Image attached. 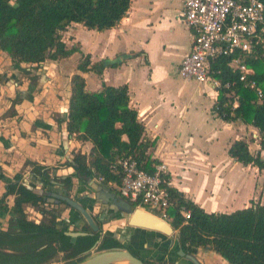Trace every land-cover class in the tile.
I'll return each mask as SVG.
<instances>
[{
    "label": "crops",
    "instance_id": "crops-1",
    "mask_svg": "<svg viewBox=\"0 0 264 264\" xmlns=\"http://www.w3.org/2000/svg\"><path fill=\"white\" fill-rule=\"evenodd\" d=\"M181 13V0H130L126 15L109 30L96 32L78 24L67 26L78 52L66 59L19 64L14 69L0 51V75H4L0 80V168L4 176L11 178L18 172L30 182L24 166L29 161L56 168L54 176L62 177L71 174L72 169L57 165L69 163L74 153L88 155L90 144L78 142L66 132L69 79L78 74L88 92L99 91L102 86L126 87L128 106L136 112L144 130L142 142L149 145L145 155L155 165L165 166L168 187L185 200L205 213L228 214L247 207L249 202L264 205V172L243 166L227 155L234 141L243 140L248 152H258L264 162L257 130L239 121L225 122L213 112L219 91L211 82L198 84L177 76L191 41V31L181 21ZM62 42L71 47L68 41ZM75 54L78 58L70 62ZM84 56L89 57L90 65L103 61L116 66L105 67L100 75L81 73L75 66ZM14 93L16 102H12ZM97 186L120 198L113 184ZM72 188L73 198L69 197L88 212L94 208L102 211L97 222L104 235L116 239L135 257L149 264H190L176 256L175 231L171 237H163L128 228L124 215L111 211L108 204L92 203L93 192L85 183L73 179L69 190ZM3 192L0 181V196ZM24 212L36 221L41 218L37 208L25 206ZM71 213L62 210L56 222L65 220L74 225ZM90 215L94 217L95 212ZM7 218L1 216L0 222ZM190 256L199 264H227L202 248Z\"/></svg>",
    "mask_w": 264,
    "mask_h": 264
},
{
    "label": "trees",
    "instance_id": "trees-1",
    "mask_svg": "<svg viewBox=\"0 0 264 264\" xmlns=\"http://www.w3.org/2000/svg\"><path fill=\"white\" fill-rule=\"evenodd\" d=\"M130 0H0V51L14 64L38 65L45 60L57 61L78 52L76 46L67 47L60 33L70 24L86 30L102 32L113 28L126 15ZM129 55H123L127 58ZM252 72V79L261 92L256 100L253 90L237 83V71L227 67L228 58L210 64L211 76L220 83L229 82L230 90H219L213 109L225 122L239 121L255 128L259 135V148L264 151V52L256 46L240 57ZM100 61L89 64V57H81L75 69L100 75L105 67H115ZM66 131L81 143H89L88 155L75 154L73 170L84 183L91 177H100L103 185L118 186L119 175L114 173L117 159L128 158L143 171H152L155 162L145 155L149 147L142 142L143 127L136 112L128 106L125 86H102L99 91L88 92L78 74L69 79ZM232 92V97L226 96ZM233 101L236 106L232 107ZM227 155L243 166L264 172V162L257 152L251 155L243 140L234 141ZM28 174L37 180L47 179L48 169L26 161ZM21 174L15 178L21 179ZM165 178V177H164ZM55 179V178H54ZM166 180V178H165ZM65 184L69 179L63 180ZM45 188L42 187V191ZM170 206L165 217L176 232L179 247L190 254L197 248L206 249L227 264H264V205L251 203L228 214L205 213L194 203L185 200L171 187H166ZM14 196L9 221L10 230L0 231V264H50L61 256L62 264H76L83 260L96 235L77 237L74 242L55 228L60 209L45 205L42 195L17 183L5 185L3 197ZM131 209L136 204H129ZM37 208L45 221L33 223L26 219L24 207ZM47 207L48 209H43ZM188 213L185 220L179 211ZM56 222V223H55ZM64 225V223L61 221ZM60 224V223H59ZM122 248L114 238L105 235L96 250ZM144 262V261H143Z\"/></svg>",
    "mask_w": 264,
    "mask_h": 264
},
{
    "label": "built area",
    "instance_id": "built-area-1",
    "mask_svg": "<svg viewBox=\"0 0 264 264\" xmlns=\"http://www.w3.org/2000/svg\"><path fill=\"white\" fill-rule=\"evenodd\" d=\"M181 5V21L191 31V41L188 52L180 60L177 76L198 84L211 82L216 91L230 90L231 83H220L210 71V64L215 60L228 58L226 65L237 71V83L253 90L259 101L261 92L248 78L252 72L240 57L256 46H261L264 52V0H181ZM232 94L226 96L232 97ZM235 104L233 101L232 107ZM114 166V173L120 179L118 196L167 222L165 211L170 202L165 189L168 187L165 166L153 165L152 171L146 172L128 158L117 159ZM97 181L102 179L97 177ZM179 213L183 219L188 218L186 211Z\"/></svg>",
    "mask_w": 264,
    "mask_h": 264
},
{
    "label": "water",
    "instance_id": "water-1",
    "mask_svg": "<svg viewBox=\"0 0 264 264\" xmlns=\"http://www.w3.org/2000/svg\"><path fill=\"white\" fill-rule=\"evenodd\" d=\"M85 184L87 188L93 192L92 197L96 202L100 204H108L111 211H117L120 215H124L126 217V227L155 232L163 237L172 236L173 229L167 222L142 209H131L127 202L121 198L115 197L113 194H110L105 190H102L92 181L87 180ZM45 202L50 205H55L60 202L64 203L70 210L75 211L77 216L81 217L91 231H96V225L94 224L88 211L75 200L51 193ZM63 222L71 225L68 221L64 220ZM72 226L75 227L74 225ZM65 235L70 238L71 243L74 242L75 237L85 236V234L73 232L65 233ZM176 243H178V241ZM95 248L96 245L84 254L82 261L76 264H143L142 261L132 255L125 246L122 248L115 247L107 250H96ZM176 256L184 258L190 264H199L194 258L184 254L179 247L176 251Z\"/></svg>",
    "mask_w": 264,
    "mask_h": 264
},
{
    "label": "flooded vegetation",
    "instance_id": "flooded-vegetation-1",
    "mask_svg": "<svg viewBox=\"0 0 264 264\" xmlns=\"http://www.w3.org/2000/svg\"><path fill=\"white\" fill-rule=\"evenodd\" d=\"M9 59V58H8ZM10 60V59H9ZM11 62V61H10ZM43 63V62H42ZM41 64V63H40ZM39 65V64H38ZM11 68H18V64H14V63H12L11 62ZM4 75H0V80L2 79V77H3ZM15 82H18V80H16ZM12 84H13V81H12ZM12 86V85H11ZM17 95V94H16ZM13 98H14V100L12 101V102H16L17 101V98L15 97V93H14V96H13ZM12 105L14 106L15 104H13L12 103ZM66 118H67V116H66ZM67 132V131H66ZM67 135L69 136V137H73V136H71V135H69L68 133H67ZM75 154H80L79 152L78 153H74V154H72L71 155V158L69 159V163H66V165H57V167H61V168H63V166H65V168H71L72 169V173L71 174H69V175H66V176H62V177H56V176H54V172H55V170H57L56 168H50V169H48L47 167H44V166H41V167H44V168H46V169H48V175H49V177L47 178V179H43V180H37L34 176H32V175H30V174H28V179L30 178V179H32L30 182H26V180H23L22 179V173H18V172H16L15 174H13V176L11 177V178H6L5 176H4V172L2 171V169L0 168V181L3 183V187H4V192H3V194L5 193V185L6 184H9V183H17V184H19V185H21V186H23L24 188H29V190H31L33 193H35V194H37V195H42L44 198H48L49 197V195L51 194V193H55L56 195H58V196H63V197H68V198H70V199H72L71 197H69L68 196V192H69V188L71 187V182H72V180L74 179V180H77V181H80L82 184H84V182L83 181H81L80 179H79V175L73 170V164H72V159H73V156L75 155ZM81 155V154H80ZM32 163H34V162H32ZM25 164V163H24ZM36 164V163H35ZM38 165V164H37ZM40 166V165H39ZM27 168V172L29 171V168L28 167H26ZM18 174H21L20 176V180L18 181V179H17V181H16V177L18 176ZM55 178V179H54ZM66 178H68L69 179V183L68 184H65L64 182H63V180H65ZM89 181H92L95 185H98V184H102V182H98L97 181V177H91L90 179H88ZM27 186V187H26ZM42 187H44L45 189L44 190H47V191H42ZM56 188V189H51V188ZM3 194L0 196V199L2 198V196H3ZM8 197H12V205H11V207H9V208H7V205L5 204V200L8 198ZM13 199H14V196H12V195H7V196H5V197H3V202H2V206H4V207H6V212H2V211H0V217L1 216H3V215H7L8 216V218L6 219V220H2L1 222H0V231H8V230H10V225H9V221H10V219L13 217V215L10 213V209L12 208V206H13ZM95 200V199H94ZM78 203V202H77ZM92 203H97L98 204V202H96V201H94V202H92ZM45 205H47L46 203H45ZM52 205V204H51ZM60 206L61 207H63V210L64 209H69L64 203H62V202H60V203H58V204H55L54 206H52V207H54V208H58V209H60ZM28 207V206H27ZM46 209H48L47 207H46ZM70 210V209H69ZM72 213L70 214V215H73L72 217H75V218H73V220H71L73 223L75 222L74 220H76V222H78V223H80L81 225H78V226H75V227H73V226H71V225H69V224H63V223H60V224H58V225H55V228L56 229H58V230H62V231H64L63 233H64V235H65V233H68V232H73V233H81V234H85V236H91V235H93V234H95L96 235V241L94 242V244H93V246L94 245H96V247H97V245L99 244V242L101 241V239L103 238V237H105V235H104V233L102 232V229H101V226L99 225V223L97 222V217H93V216H91L90 215V213H89V215H90V217L92 218V220H93V222H94V224L96 225V231H91L90 230V228L85 224V222L81 219V217H79V216H77L76 214H75V211H73V210H70ZM62 212V210L60 209V213ZM25 213V212H24ZM25 216H26V219L28 220V221H32L33 223H38L39 221H45V217H42L41 216V218L38 220V221H36V220H29L28 219V216L26 215V213H25ZM155 216V215H154ZM155 217H157V216H155ZM158 218V217H157ZM66 236V235H65ZM78 237H81V236H78ZM83 237V236H82ZM77 237H75V239H76ZM116 240V239H115ZM117 241V240H116ZM119 243V242H118ZM121 244V243H120ZM92 246V247H93ZM124 246V245H123ZM91 247V248H92ZM178 247H179V243H178ZM90 248V249H91ZM180 248V247H179ZM96 249V248H95ZM178 249V248H177ZM182 250V249H181ZM129 251V250H128ZM183 251V250H182ZM130 252V251H129ZM86 253V252H85ZM85 253H83L82 254V256L84 257V254ZM183 253H185L186 255H192V253H190V254H188V253H186V252H184L183 251ZM192 257V256H191ZM138 258V257H137ZM192 258H194V257H192ZM138 259H140V258H138ZM140 261H142V263L143 264H149L146 260H143V259H140ZM144 261V262H143Z\"/></svg>",
    "mask_w": 264,
    "mask_h": 264
},
{
    "label": "rangeland",
    "instance_id": "rangeland-1",
    "mask_svg": "<svg viewBox=\"0 0 264 264\" xmlns=\"http://www.w3.org/2000/svg\"><path fill=\"white\" fill-rule=\"evenodd\" d=\"M72 31L74 32V34H75V36H76V38L78 39V37H79V32H78V30L74 27V28H72ZM60 35H61V39L62 40H64V41H68L69 43H71V46H76V42H74V38L71 36V34H69V29H65L63 32H61L60 33ZM70 47V46H69ZM78 54H75L71 59L72 60H70V62H72V61H75L77 58H78ZM74 193V188H72V189H70L69 190V192H68V196H70L71 195V197H72V194ZM73 198V197H72ZM11 199H9V200H5V204L8 206V207H11ZM89 208H90V206H89ZM60 209L61 210H63V207H61L60 206ZM95 210H93V209H90L89 210V212L88 213H91L92 214V212H95V215H94V217H97V216H99L100 214H101V212L102 211H99L98 209H96V208H94ZM71 216H73V215H71ZM73 218H75V217H71V220H73ZM126 218V217H125ZM28 219L29 220H35V218L34 217H32L31 216V214L29 213L28 214ZM56 223V222H55ZM57 225L59 224V222H57L56 223ZM74 225H81L80 223H77L76 224V222L74 223ZM63 262L61 261V256L60 255H58V257H57V259H55V261H53V262H51L50 264H62Z\"/></svg>",
    "mask_w": 264,
    "mask_h": 264
}]
</instances>
